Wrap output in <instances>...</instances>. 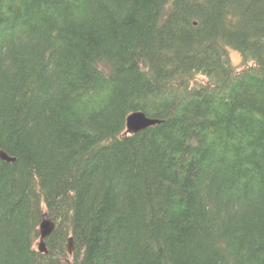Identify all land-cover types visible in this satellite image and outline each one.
Segmentation results:
<instances>
[{
	"label": "trees",
	"instance_id": "16d2710c",
	"mask_svg": "<svg viewBox=\"0 0 264 264\" xmlns=\"http://www.w3.org/2000/svg\"><path fill=\"white\" fill-rule=\"evenodd\" d=\"M0 150V264H264V0H0Z\"/></svg>",
	"mask_w": 264,
	"mask_h": 264
},
{
	"label": "water",
	"instance_id": "95a60500",
	"mask_svg": "<svg viewBox=\"0 0 264 264\" xmlns=\"http://www.w3.org/2000/svg\"><path fill=\"white\" fill-rule=\"evenodd\" d=\"M160 123L157 119H150L144 113L136 112L131 114L127 119V128L130 133H137L149 128L150 126ZM0 158L7 162H14L15 159L9 157L3 152H0ZM54 230V224L49 220L47 215H44L41 223V243L39 249L41 252H46V244L44 240L51 235ZM69 252L73 251L72 240L69 241Z\"/></svg>",
	"mask_w": 264,
	"mask_h": 264
},
{
	"label": "rangeland",
	"instance_id": "374dc122",
	"mask_svg": "<svg viewBox=\"0 0 264 264\" xmlns=\"http://www.w3.org/2000/svg\"><path fill=\"white\" fill-rule=\"evenodd\" d=\"M234 59V61L237 63V64H239L240 63V59H239V57L238 56H234L233 57Z\"/></svg>",
	"mask_w": 264,
	"mask_h": 264
},
{
	"label": "bare ground",
	"instance_id": "6f19581e",
	"mask_svg": "<svg viewBox=\"0 0 264 264\" xmlns=\"http://www.w3.org/2000/svg\"><path fill=\"white\" fill-rule=\"evenodd\" d=\"M160 123H161V121L159 120V119H157ZM223 141V140H222ZM241 149V148H240ZM242 151V150H241ZM243 153V152H242ZM203 187V186H202ZM194 197V196H193ZM15 217V216H14ZM49 238V237H48ZM143 240V239H142ZM140 243V242H139ZM81 249V248H80ZM73 250H74V248H73ZM74 252V251H73ZM60 253V252H59ZM78 262V261H77ZM88 264V263H87Z\"/></svg>",
	"mask_w": 264,
	"mask_h": 264
}]
</instances>
